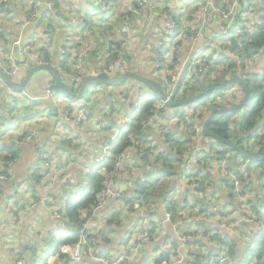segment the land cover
<instances>
[{"label":"trees","instance_id":"trees-1","mask_svg":"<svg viewBox=\"0 0 264 264\" xmlns=\"http://www.w3.org/2000/svg\"><path fill=\"white\" fill-rule=\"evenodd\" d=\"M38 1L42 3V6L39 7L38 10H34V8H32L31 5L29 10L27 11L24 10V12L21 13V11L23 10L20 9L19 12L17 11L19 10V7L17 6L15 8L14 6L15 0H0V51L5 50L7 52V50L10 49L12 43L8 44V41L12 36V34H14L12 33V31L9 30L8 27H6L4 20L7 18H9L12 22L17 20L16 25L18 24V26L22 28L23 31L22 37H24V39H22L23 42L22 46L19 49L15 50V53L19 55V57L17 58V60H19L17 62V65L20 66V68H22L21 66L22 64H24L23 66L27 64L23 62V60L26 59L23 58L22 56L23 53L25 52L32 51L33 53H41V54L44 53V62L49 63L48 59L49 56L51 55L49 52L51 50H55L54 48H51L53 46L52 39L55 35L59 37L57 40H62V45H60V49L58 50V54H57V56H59L60 51L66 49V46H64V39L67 40L68 37H70L69 35L71 32L77 34L78 36H74V37L77 38L78 41L80 40L79 41L80 45H76V46L81 48L82 52H86L89 56L92 57V58H87L85 56L83 59L84 62H80L81 65H83L82 67L83 70L90 71V68L86 65V63L90 61L93 63L95 68L102 65L100 61H103L104 58H107L108 60L113 59V61L114 60L119 61L122 55L125 58L124 49L119 48L118 44H114L115 39L117 38L115 31L117 30L118 26H120L119 23H117V21H119L120 19L119 17L122 16L121 14H118L119 11L117 9L118 7L117 0H70V1L58 0L59 2H57L56 0H38ZM147 1L151 3V6L153 7L152 10H149L147 5H145L144 7L141 5L142 8H140L138 5L140 1L137 0L134 3L135 5L134 13L138 15V17L140 18L152 19L154 24L152 30L159 27L160 30L158 29V31H160L161 34L163 35H166L164 33H167L168 35L170 34L174 35L178 33V31L169 32L167 31L166 27L163 26L162 18L166 15H169L177 23L178 28L183 22L190 24L193 23V21H197L195 26H193L194 27L193 34L196 35V31H200L201 32L200 34L203 35L201 39L202 40L204 39V41H206L207 43L203 44L204 41L203 43H201L200 41L199 43L196 44L197 45L196 49L205 50L211 43H214L218 40L216 39L217 36H220V38L224 40L221 41L220 45L215 44L209 47L208 49H206L217 53L219 52L216 60L209 58L201 64L198 63L200 60H202V58H200L199 61H196L193 64H191V62L193 61V56L195 55L193 53L192 56L190 57L189 63L186 65L184 69L185 71H189L191 74L192 73L195 74V76H191V77L197 83V86L194 87L195 90L198 92V94L204 92L208 87H210L213 84L223 82L224 80H226L227 76L229 79L236 74L240 76V78L245 83L248 91L250 92V99L248 103L241 110L233 113H228L225 115H215L212 121L210 122V124L208 125V131L220 139H224L233 143L232 137H234L235 134L237 136V134H241L244 131H250V130L252 131L253 129L257 128L261 123L263 124L262 125L263 127L264 126V0H239L236 5L237 9L235 13H232V15L230 16L231 19L230 23H226V20L222 16V13L228 14L230 3L233 0H230L231 2L228 4H225L223 2L224 0H215V3L218 5L217 7L219 9L216 10V8L212 6L210 11L206 14V18L209 16L208 20L199 19L201 13H196V10L197 11L201 10L202 5L201 6L197 5L196 9L193 10L192 14L195 15L193 18L186 19L183 16H181V18L176 17L173 13L170 12V10L167 7L163 9L162 12H160L158 8L155 5H153L154 2L157 3V1L160 2V0L157 1L147 0ZM51 3H53L55 6L54 7L48 6ZM106 7L107 10L103 12V10H105ZM177 10L180 11L181 9L178 8ZM211 12H213L214 17L210 15ZM32 13H37L38 14L37 18L31 19L30 17ZM95 13H98L97 16L98 18L92 17V19L90 20V15L94 16ZM254 14L256 16H254ZM120 20L122 21V19ZM208 21L210 23H208ZM110 23L112 25L109 26L114 29L113 30L114 32L110 33L109 28L107 27L105 30L104 28L101 29L103 30V33L98 34L99 37L102 38L106 36L108 42L107 41L104 42L99 38H95L98 39L97 45L95 46L96 50H91L88 47V45L90 46V44L92 43L94 44V41L92 42L90 41L94 33H97L96 32L97 25L101 24L104 26H108V24ZM116 23H117V27H116ZM65 25H67L68 27H66ZM246 25H249V27L246 28ZM55 26H58L60 32L57 31V33H55L56 32ZM220 26L222 27V30L220 29ZM40 29H42L43 31H41ZM190 29H191L190 27L185 29V34H186L184 37L185 42H187V38L190 34ZM35 35L38 37H46L49 38L50 40L49 42H45V43H42L40 40H38L36 44H33L31 38L33 36L36 37ZM224 36L226 37V39L224 38ZM29 39L30 41H28ZM43 45H46V49L43 48ZM113 46H115L116 49H118L117 53H115L112 50ZM161 46L162 43L160 42V46L157 50H153V49H147V50L155 52V54L158 55ZM146 48L144 49V51L146 50ZM193 52H195V49ZM158 58L160 60L159 55ZM205 58H207V56ZM98 59H100V61ZM254 61H256L257 73L245 74L246 73L245 67L242 66V69H239L238 67L239 64H245V63L247 64L248 62H254ZM158 63L161 62L158 61ZM259 63H261V65H259ZM221 64L228 66L226 72L221 73L220 78L210 80L212 70L213 72L216 71ZM56 65L57 68H65V62ZM33 66L34 65L32 63L27 64V70ZM123 68H127L126 60L123 63L122 67H120V71ZM127 69L128 70H126V72H135L142 74V70L140 69L139 70L138 69L132 70V68H127ZM93 71L99 73L106 72V70L101 67L96 68ZM199 75H203V76H199ZM48 82H50L53 85L51 77ZM234 86H231L230 88H233ZM225 90L211 92L208 96L195 103L196 106H202L205 103H210V106L213 107L211 110L217 109L216 107L213 106V104L218 99L221 100L222 98L221 96L224 95V93L222 92ZM140 93L141 95L139 96L136 95L137 98H133V101L129 105V107L126 106L131 111V116H130L131 119L124 127L121 128V134L119 135V137L117 138V140L113 145V148L111 149L112 150L111 155L108 156V158H105L101 163L92 162L90 165H87L83 170L78 169L76 171L78 173L74 174L75 177L71 181L73 182V191H68L67 194L63 195L64 198L66 197L64 201V211L58 209L59 213L61 214V218L56 219L58 222L65 223V221H67V228H62L61 230L54 231L57 233V240L52 248H51L52 246L51 235H49V238L42 239L40 242H33L30 251L33 252L32 256H29L26 260L28 261V263H25V260L22 259V249L20 247L19 248L14 247L13 237L10 238L9 240L8 239L9 234L5 236V232H4L5 222H6L5 211H6V204H9V202H7L8 196L3 198L5 199L6 203L4 204V206L0 205V247L4 249H8V245L10 244V253L12 254L11 256L10 255L9 256L12 263L14 261L13 264H17L18 259L21 261V264H33V262L36 260L37 246L45 247L47 248V250L48 248H51L49 254L51 256H55L57 258V261H60L62 264L76 263L70 260L69 256L64 255L62 253L61 251L62 247H66V246L75 247L82 245L81 247L84 249V251L85 250L87 251V254L83 255L85 258L87 259L91 258L88 254L90 251L92 255H96L97 252L95 250L99 246V241H98L99 235L106 237L110 233L108 231L101 232L100 228H98L95 231L94 228L95 218H93V215L99 210V208H102L104 201L109 197H112V196H104V191L108 187L110 188L111 192H118L121 197L127 198L128 201L127 202L123 201V202L125 206H128L130 208L131 205L134 203L137 204L138 207L143 208L145 206L153 207L154 204L157 202L156 199L159 194V191L157 192V189L159 188V190L161 191L163 183L169 180L173 176L174 169L173 167H171V165L172 163L175 162L179 163L178 159H180V157L183 156V154L179 150H175V152H177L181 156L173 157L167 155L166 153L164 154V152L161 151L156 152V149L161 145L155 147V151H153L154 148L153 149H151L150 147L144 148L145 145L150 140L149 131L152 130V127L150 126L149 123L151 122L155 124L157 119H163V115L165 111H161L160 109L155 107V105L158 102H162L158 99V97L155 94L151 93L149 90H147V92L140 91ZM252 95L254 96L253 99H251ZM193 96H194L193 94L187 96L186 93L183 92V95L182 97H180V99L184 100L187 98H191ZM171 98H173V101H175L176 98L178 97L176 96L174 98L173 95L171 96ZM237 98H238V94L234 93L232 96L229 97L228 101L232 103V101L236 100ZM180 99H177L176 101H180ZM44 103L46 104L47 102ZM3 104L4 101L1 102L0 107ZM135 104L137 106H135ZM17 107H18V103L16 102L14 104L13 111H11L10 114L9 112L7 113V116L5 114H0V128L3 125L6 126V128L4 129V133H7V130L10 128L11 125L10 121L16 119V114L14 111L17 109ZM164 107L167 108L166 106ZM111 109L114 111L115 107L114 108L111 107ZM174 115L176 114L172 112L171 117L169 119H172ZM232 117H235L234 119L235 126H233V128L229 127V123ZM199 119H202V117L199 116ZM163 128L164 127H160L159 129L165 132ZM1 133L2 131H0V135ZM0 137L2 138V136ZM263 137L264 136L260 134L257 137V141L259 142ZM23 138L24 136L22 135H19L17 137L18 140H21ZM167 141L168 143L178 142V141L184 143L185 140L175 139L173 138L172 135H167ZM16 143L18 142H14L13 140L9 143L6 142L3 143L1 142L0 139V160H1L0 163H2L1 165L3 166V168H6L9 162H12L13 160L17 159L19 150L17 149V145L13 146ZM242 143L243 142L240 140V142L236 144L245 148L244 146L241 145ZM214 144L216 145V147L218 146L219 148L223 149L222 153H217L214 149L215 151L214 157L217 158L218 163H220L221 160L225 157L228 159L229 154L231 153L233 154L234 158L233 159L229 158V159L234 164L231 165L230 167L231 170L228 168L230 171H232L233 175L240 176L241 171L237 168L235 164L239 160L247 164L246 166L247 171H249V169L251 168L260 169L261 171H264V162L248 163L241 156V154L229 149L228 147L220 143L214 142ZM256 145L257 144H255V146ZM131 147L133 151L135 149L134 154L138 162L135 163L134 169H137L140 174L138 177L136 176L133 177L134 175L131 173L130 174L131 176L127 177L126 180L123 179L118 180L116 177L117 173L114 172L116 159L119 156L125 155L127 150H129ZM171 152H173V148H171ZM257 152H259L260 155L264 156V144L258 145ZM2 154L4 156H2ZM188 156H190V153ZM212 161L214 162V160ZM152 165L154 167L151 169L150 166ZM193 168H194L193 165H191L190 171ZM203 169L205 172L208 170V167L204 166ZM39 170L42 171V172H38L40 173L39 177L35 175L34 171L31 176L32 179H34L33 185H31L32 186L30 192L31 200H33L36 196L39 197L43 196L45 193V189L49 187L51 182H53V178L47 174L48 171L46 169V165L45 168H38V170L35 171H39ZM193 172L195 173L191 174L189 171H187L186 174L187 178L192 180L186 181L188 186H186L187 188L186 189L184 188L183 191H179L178 187L177 188L165 187L166 192L163 194L164 199L162 200L161 198H159V202H161L160 203L161 205L160 204L157 205L155 209L156 212L153 214V216L158 217V213H157L158 208H160L161 206L164 207L161 219H158V221L156 222L159 230L161 229V233L163 230L162 227L160 226V222L164 219L165 213L171 214V218L169 222H167L163 226L165 227L163 229L165 230L168 225H172V227L174 228V232L175 231L179 232L181 237L182 236L189 237L188 239H185V241L183 242L184 248H182V253L185 252L186 256L183 259L177 255V249L178 247H180L178 242L182 244L181 240L179 241L176 240V242H170L166 240L164 242L168 243V246H170L171 249H165L164 251H162L161 255L158 254V256L153 259L152 263L161 264L162 261H167L170 264L173 263L264 264V217L262 218L263 220H260L259 215L256 213L254 209L251 211L252 215L258 218V223L262 227V231L258 235L255 236L252 235L253 226L249 224L250 229L248 231H251L249 234V237L251 238L250 239L251 243L249 244L247 242L244 243V245L246 244L247 246V248L244 251V253L246 254L244 255V257L245 259H247L245 262L243 260V257L237 258L238 249L235 252V247L238 248L237 246L238 243H236L235 241V236L225 235L224 233H222L223 230L219 229L215 225H212L210 222H207L206 224H201V220H196L195 222L200 221V223L197 224H201V225L197 226L194 229L191 228L193 226V223L191 224L184 223L183 227L178 226L177 229L174 227L175 223L181 221L182 219L184 220L185 216L189 217V215L192 214V212L190 213L187 212V209H190L191 211L193 208L188 204V201L190 200L193 201L195 207L198 204L199 206L201 205L200 203L201 200H198L194 197L195 195H198L199 192H202L201 189H205L206 174L204 178H200V175L202 174L201 172L199 171L197 172L193 171ZM46 175L47 177H45ZM178 175L179 173L177 174L175 172L174 174L175 180L181 181V176L177 177ZM117 181H120V185L116 184ZM126 181L133 182L134 186L132 191H128L127 186L124 187L123 185H121V184H126ZM179 181H177L178 186H179ZM2 188L3 185H0V195L4 196V193H2L1 191ZM176 190L178 193L182 195L181 201H177L175 197H172V195H170L172 193H175ZM46 192H47L46 195L52 196L54 200L60 199L59 200L60 203L58 202L57 207L55 203L54 205H52L54 209H57L61 205H63L62 197H59V199H57L55 193H53L49 189ZM230 193L232 196L229 198V200L233 199L234 202L235 200L234 193L232 192V190L230 191ZM113 199L122 202V199H116L114 197ZM94 207L95 208L99 207V208L95 210L94 214L92 215ZM203 209L207 210L205 209V207ZM22 212L25 211L23 210ZM135 212H137V214L140 213L139 210H135ZM207 215L210 216V214ZM88 217H91V221L87 229L84 230L85 232L81 234V231L83 230V224L85 223ZM138 217H139V221L143 220L142 215H139ZM248 217L250 218V212ZM112 222H113L112 220L107 221L106 226L110 225ZM238 226H240V224ZM151 227H152V233L155 234L156 232L154 231L156 227L154 221L152 222ZM207 227H210V230ZM198 232H202L203 233L202 236L204 238L202 236H199ZM151 234H150V241L142 245V249L139 250V255L143 250V248L146 247V245L152 243L156 239L155 238L156 236H153L154 234L152 235ZM223 236L224 238L220 239V237ZM92 239L95 240V243L93 245H91ZM197 240H206V245L203 244L202 242H198ZM207 241H210V243L218 242L220 249L216 251L210 250L208 248L210 246L207 244ZM194 245L196 246L195 248L196 251L191 250L192 246ZM132 246H134V242L132 243ZM132 246L130 249H132ZM212 248L217 249L214 247ZM123 254L120 252V254L116 257L115 260H117ZM98 256H102V255L99 254ZM97 260L99 261V259ZM217 260L219 261V263H216ZM98 261L93 263L94 264L111 263V260L110 262H103V261L98 262ZM1 262L2 259L0 258V263ZM134 262H132L131 264H133Z\"/></svg>","mask_w":264,"mask_h":264},{"label":"rangeland","instance_id":"rangeland-1","mask_svg":"<svg viewBox=\"0 0 264 264\" xmlns=\"http://www.w3.org/2000/svg\"><path fill=\"white\" fill-rule=\"evenodd\" d=\"M56 1L59 2L58 0ZM136 1L137 0H117V4H118L117 9L119 11L118 14L122 15L121 17H119L120 19H122V21L118 18L119 21H117V23H119L120 26H118L117 30L115 31L117 38L115 39L114 44H118L119 48H123L125 52V58L122 55L119 61H116V60L113 61V59L109 61L107 58H104L103 61H100V59H98L102 65L95 67V68L91 61L87 63L85 62L86 65L90 68V71L86 72L85 75L82 76L83 65H81L80 62H84L83 59L85 56L87 58H92V57L89 56L86 52H82V49L76 46V45H80L79 44L80 40L78 41V39L74 37L78 35L73 32H71L69 35L70 37H68L71 40L70 46L67 45L66 49H64L63 51H60V55L56 57L54 63L44 62V53L43 54L33 53L31 51V52L23 53L22 56L23 58L32 59L31 63L34 66L38 64H48V65H53L56 67L57 66L56 64L65 62V68H59L58 72L61 75L62 80L63 81L65 80L66 82H68V86L73 93H77L80 89L79 87L81 83L87 78V76L90 74H95L96 72H94L93 70H95L96 68H100V67L104 68L106 70L105 74H110L109 76H114V75L122 76L126 72V70H128L127 68H132V70L140 69L142 70V74L145 77L161 84L165 92L166 100L162 102H158L155 105V107H159L162 111H165V112L163 115V119H157L156 123L153 125V132H154V135H156L155 140L153 139L150 140L151 143L148 142L144 148H149L151 145V147L154 148L153 151H155V147H158L159 145H161L156 149V152L161 151V152H164V154L166 153L169 156L179 157L181 155L175 152V150H179L183 154V156H181L180 159H178L179 163L178 162L172 163L171 167H173L174 169L173 176L169 180L163 183L162 190L159 191V194L156 200L157 202H159V198H161L162 200L164 199L163 194L166 192L165 187H170L171 184L174 181H176L175 176H174L175 172L177 174L179 173L177 177L181 176V181L177 180L179 181L180 188L183 187L184 185L186 186V181L192 180V179L187 178V175H186L187 171H189L191 174L195 173L193 171L201 172L202 174L200 175V178H204L206 174L205 189H201L202 192H199L198 195H195L194 198L201 200L200 203L205 204V206H207L209 209V213L212 214L213 216L220 215V213L224 211L225 216H226L225 221L223 223H220V220L213 219L211 221V224L217 226L221 230H225V227L228 226V227H231V230L233 233L234 231L237 232V235L235 236V241L236 243H238L237 245L238 248L235 247V252L238 249L239 251L237 253L238 254L237 258L243 257V260L245 262L247 259H245L244 257V255H246L244 251L247 248V246L246 244L244 245V243L246 242L248 244L251 243L250 242L251 238L249 237V234L251 231H247L250 229V226L246 225V229H245L246 231H242L240 226L238 225L240 224L241 220L242 222H245L246 220L240 219V217H237L236 213H234L232 209L226 208L224 205L217 204V201H219V199L224 200V199L230 198L229 190L234 188L233 187L234 182L232 180L233 175H232V171H230L231 165L234 164L233 162H231L230 159H233L234 156L231 153L229 154L230 159L229 158L227 159L225 157L221 160L220 163H218L217 158L214 157L215 151L217 153H222L223 149L220 148L222 152H219L220 150L217 151L219 147L218 146L216 147L214 143H212L211 145H207L208 147H206V145L201 144V139L203 138V136L201 135V127L203 126L204 121L206 120L210 112L212 111L211 109L213 107L210 106V103H205L202 106H196V104H193V105L185 106L182 108H165L164 107L167 100L173 101V98H169L170 96L174 95V98L177 96L178 97L176 98L177 100V99H180V97H182L183 92H185L187 96H189L190 94H193L194 96L198 95V92L195 90V87H194V86H197V83L191 77V76H195V74L193 73L191 74L189 71H185L184 69L186 65L189 63L190 57L192 56L193 53L195 55L193 56V61L191 62V64H193L196 61H199L200 58H202V60H200L198 63H201V64L209 58L216 60L219 52L217 53V52L209 51L206 49H208L209 47L215 44L220 45L221 41H224V40L220 38V36H217L216 39L218 40L214 43H211L205 50H203V49H196V46L192 45L193 40L192 39L189 40L190 39L189 37L187 38V42H185L184 38H182L179 31L178 33L174 35L172 34L168 35L167 33H164L166 35H163L156 28L151 31L150 28L153 27L151 20L149 18H140L138 17V15L134 13V7H135L134 3ZM139 1L140 2L138 3V5L140 8H142V6L144 7L145 5H147L149 10H152L151 3L149 1L147 0H139ZM175 1L176 0H170V3L168 4V3H165L166 1L164 0V3H160L161 5L158 8L159 11L162 12L163 9L167 7L171 13H173L174 15H177L179 14V11L177 10V8L179 7L181 9L180 12L181 14H183L184 18L190 19L195 16L194 14H191V11H192L191 7L193 5V3H191V0H177V4L175 3ZM197 2L201 3V0H197ZM204 2H206V0L202 1V3ZM208 2L212 5V0H209ZM223 2L225 4H228L231 1L224 0ZM16 4L19 5L18 7L21 10H23L21 11V13L24 12V10L26 11L29 10L31 5H32V8H34V10H38V8L42 6V3L38 0H21V2H16ZM48 6L54 7L55 5L51 4ZM230 9H231V6L229 8V11ZM208 10H209L208 8L206 9L201 8V15L199 16V19L207 20V18H205V13L208 12ZM104 11L105 10H103V12ZM37 15H38L37 13H32L30 18L35 19L37 18ZM97 16H98V13H95L94 16L90 15V20L92 19V17L98 18ZM4 22L6 24V27H8L9 30L12 31V33H14L10 37L8 44H11L14 38L16 39L19 36H23L22 28L18 26V24L16 25L17 20L12 22L9 18H7L4 20ZM117 23H116V27H117ZM196 23L197 21H193V23H190V25H188V28L189 27L192 28L193 26H195ZM109 25H112V24L110 23L108 24V26H104L101 24L97 25L96 27L97 33H94L90 41V42L94 41V44L92 43L90 44V46L88 45V47L91 50H96L95 46L97 45L98 39H95V38H99L100 40H103L104 42L105 41L108 42L106 36L102 38V37H99L98 34L103 33V30L101 29L104 28L105 30L107 27L109 28L110 33L114 32L113 31L114 29L110 27ZM65 26L68 27L67 25ZM248 27L249 25H246V28ZM40 30L43 31L42 29ZM55 30H56L55 33L59 31L58 26H55ZM190 30H193V29H190ZM139 33L149 36L148 39L144 42V44L142 43V45H139L141 44L139 43V36H138ZM200 33H201L200 31H196V35H199ZM200 36L202 37L203 35L200 34ZM35 38L40 40L42 43L49 42L50 40L49 38H46V37L36 36ZM58 38L59 37L57 36L53 37L52 43L54 45ZM224 38L226 39L225 36ZM28 41H30V39ZM160 42L162 43V46L158 52V55L160 56L159 61L161 63H159L158 65V63L155 62L158 56H155L156 55L155 52H152L147 49L157 50L160 46ZM142 46H145V47H142ZM43 48L46 49V45H43ZM51 48H53V46ZM145 48L146 50L144 51ZM194 49H195V52H193ZM15 50H16L15 48L12 49L10 47V49L7 50V52L5 50L0 51V65H2V68L6 69L5 73L8 76H9V71L12 67H17L18 70H20L19 66L17 65V62L19 60L15 59L14 57ZM112 50L115 53L118 52V49H116L115 46L112 47ZM49 53L53 56V60H54L55 55L53 51L51 50ZM50 56L48 59L49 61H50ZM206 56L207 58H205ZM60 57H62V59H60ZM125 60H126L127 68H123L120 71V67H122ZM9 61H10L11 66L7 70L9 66ZM259 65H261V63H259ZM242 66L245 67V71H246L245 74L257 73L256 61L248 62L247 64L246 63L239 64L238 66L239 69H242ZM22 68L25 69V71H23V74H26L27 71L29 70V69L27 70L26 65L23 66ZM227 68H228L227 65L221 64L217 70L215 69L216 71L213 72L212 70L210 80L220 78L221 73L226 72ZM44 74H45L44 76L47 75L46 73ZM199 76H203V75H199ZM227 79H228V76L226 77V80ZM138 88L143 92H147V89L142 84L132 79H127L126 81H123L120 83H113V84L105 85V86L91 85L88 88H86L85 92L83 93L82 97L79 100L73 101L66 97L57 95L55 92H53V90L50 93V97H48L47 99L40 98V97H36V98L34 97L35 98L34 99L32 97H28L25 93V90H22V91L8 90L4 86V84L0 81V104L7 97L8 91L10 94L9 98L14 100V102L10 100L8 104L10 105V103L12 104H15L16 102L18 103V107L14 111L15 114L20 108H23L24 110L26 109L27 105H24V104H31L30 111H28L26 113L27 116L23 117L22 119L23 122L29 123V124H40V123L43 124L50 119V121H53L54 124L52 125V123L49 122L47 128L49 129L50 134L51 135L56 134L60 141L72 140V138H70L72 133L78 134L77 131L73 127H71V124L75 125V122H72V117L74 119L77 118L81 122L79 123V127H78L81 132L80 135L90 140L89 146L84 140H80L78 144H77L76 139L72 140L73 143L70 141L73 144L72 151L74 149L79 150V153L75 157H73L72 160H68L69 164L74 165L73 163H75L77 165V167L75 166L76 168L71 171L72 173L77 174L78 172L76 171L78 169L83 170L87 165H90L92 162L96 163L95 159L98 158L96 157L98 154L95 155V157H93L91 161L88 160V154L91 149L93 153V149L99 148L101 145L106 146L107 143L109 142L110 145L107 148L105 147L104 149L106 150L107 153H109V155H111V152H112L111 149L113 148L115 141L121 134V128L115 129V126H112V128L115 129L113 131V134L115 135L114 139L111 137V134H110L109 140H107L103 144H99L97 141L102 136H105L107 134L105 132L100 131L98 128L94 129L95 124L93 126L88 125L87 122H93L94 118L90 117L89 113L84 111L85 110L84 106L85 105L89 106L92 103V104H96L95 108H97L98 105H100L102 102L103 103L105 102L108 106L112 108L115 107V110H114L115 115H113V117L115 116L116 119H121L123 121L122 122L123 124H127L129 120L131 119L130 117L131 111L129 110L128 107L133 101V96L137 94L140 95V92L137 90ZM43 90H44V87H43ZM228 90L226 89L225 91L222 92L224 93V95L221 96L222 97L221 100L218 99L217 101H215V103L213 104L214 107H216L217 109L231 108L240 103V101L238 100H241L243 97V94L240 91V88L238 86H234L233 88H228ZM234 93L238 94V98L237 100H234L232 101V103H230L228 99ZM253 98L254 96L252 95L251 99ZM43 101L47 103L45 104ZM34 109H36V111ZM73 111L75 112L72 115L71 112L73 113ZM172 112H174L176 115H174L172 119H169L171 117ZM67 115L68 117H70V120L68 121V123L64 121V118ZM86 115L89 117H87ZM199 116H201L202 119H199ZM234 119L235 117H232L230 120L229 127L231 128L235 126ZM111 122H114V120H111ZM10 124L11 125H10V128L7 130V133H3L0 135L2 136V138L0 137V139H2L1 142H4V141L6 142L7 140V143H9L10 140H8V136L16 137L19 131L22 129L19 126V122L17 121V119L11 120ZM119 124H120L119 122L116 123V125H119ZM39 126L42 128L44 125H39ZM160 127H164L163 129L165 130V132L161 131L159 129ZM91 129H94V130L91 132L88 131ZM19 135H22V134H19ZM28 135L30 136L31 139L27 144H30L32 142L31 140H33L32 139L33 133L31 131L27 132L25 138ZM167 135H172L173 138L175 139H184L185 141L184 143H181L179 141L168 143ZM235 136L236 134L234 135V137H232L234 144L240 142V140L241 141L244 140V142L241 145L244 146L245 149H249L250 151L257 149L254 143L251 144L249 141H246L248 140L246 135L242 136L241 134H237V136L236 137ZM111 139L113 140L111 141ZM154 141L156 143H154ZM66 145H64L62 149L60 148L61 151L59 155L64 154V156L67 157L66 153H68V151L71 152V150L69 149L70 146H66ZM49 148L52 149V146H49ZM171 148H173V152H171ZM130 152H132V147L129 150H127V153L125 155H123L124 157L122 158L121 166L125 167L129 164L127 156L129 155ZM189 153H190V156H188ZM2 156L4 155L2 154ZM44 156L45 154H43L41 158L43 160V165L39 168H45L46 163L49 164L50 166L48 168L46 167V169L48 171L47 173L50 174L52 170L55 169L54 164L55 162H58V156L50 155L49 160H44ZM18 158L19 157H17V159L13 160L12 162H9L6 168H3V166L1 165L2 163H0V173H1L0 174V185H3V188L1 189V191L4 193V197L8 196L7 202H9V206H11L13 210H15V204H17V202H22L25 198L26 200H28L31 197V193H30L31 187H32L31 185H33V182H34L33 181L34 179H32V177L28 178L29 187H27V185H25L23 182L26 179L22 180L17 174L14 173V171H12V168L14 165L19 168L25 165V164H22V165L19 164L18 160H20V158L19 159ZM67 159L68 158H65L62 161L63 165L67 163ZM212 160H214V162ZM84 161H88V162L86 163ZM235 164L237 168H239V170L242 172L240 173V176L239 175L237 176L238 180L242 182L241 189L245 187L246 185H250L251 182L257 181L259 178H261L260 185H262L261 189H263L264 171H261L260 169H255V170L249 169V173L253 174L252 176L253 181H249L248 175H247L248 171L247 170L245 171V168H244L245 166H247V164L244 163L243 161L241 162L240 160ZM191 165H193L194 168L190 171ZM204 166L208 167V170L205 172L203 169ZM36 168L38 169V167ZM117 169L116 170L114 169V171L116 172ZM55 170H56L55 172H52L50 174L52 177L56 176L57 168ZM33 171L35 172L36 176L38 177L40 176V173H38V171H35V170ZM128 172L131 173L130 168L128 169ZM132 174H134V172ZM126 176L129 177L130 174H127ZM116 177L118 180H121L123 177V174L120 173ZM176 183L178 185V182ZM116 184L120 185V181H117ZM18 187H19V190L16 191ZM47 188L45 189V191L48 190ZM170 195H172V197H175L177 201H181L182 195L178 193L177 191ZM4 197L0 195V205L1 206H4V204L6 203V202L4 203V200H5L3 199ZM235 198H237V196H235ZM123 201L127 202L124 199L122 200V202ZM117 202L120 204L119 201ZM188 204L191 207H195V204L191 200L188 201ZM251 204L253 205V208L256 211V213L259 215L260 220H263L262 218L264 217V203L257 204V203L251 202ZM150 208H151L150 206H145L143 208L139 207L141 211L139 215H142L143 217H145V212L152 210ZM204 211L205 210L202 208L199 210V212H204ZM124 212H130L129 208L126 207L123 212L121 211V213L116 214V216L120 219H123ZM187 212L193 213L195 212V210L193 208L191 211L190 209H187ZM204 213L206 214L204 217H200V218L198 217L196 219H193V216L191 214L189 215L190 219H188V221L192 219L193 220L200 219L201 224H206L209 221L208 219L210 216L207 215L206 212ZM200 214L201 213H199V215ZM247 220H249V218H247ZM147 223H148L147 220L138 221V223L134 227V232L137 233L138 231H140L143 228V226ZM207 228L210 230V227H207ZM158 233L160 234L161 230H159ZM201 234L203 233L201 232ZM50 235L52 239L51 240L52 241L51 248H52L54 244L56 243L57 233L51 232ZM154 236L156 235L154 234ZM179 238L181 240V235L179 236ZM223 238L224 236L220 237V239H223ZM197 241L202 242L203 244L206 245V240H197ZM207 244L210 246L208 247L210 250L216 251L220 249L218 242L210 243V241H207ZM211 246L217 249H213ZM51 248H48L47 250V248L45 247L37 246L36 247V254H37L36 260L33 262V264H56L57 258L49 254ZM182 248H184L183 242L182 244H180V247H178L177 249V255L184 259L186 256V253L185 252L182 253ZM195 248L196 246L194 245L192 246L191 250L196 251ZM32 253L33 252L28 251L26 254H22V259L25 260V263H28V261L26 260L29 256H32ZM216 263H219V261L217 260Z\"/></svg>","mask_w":264,"mask_h":264},{"label":"crops","instance_id":"crops-1","mask_svg":"<svg viewBox=\"0 0 264 264\" xmlns=\"http://www.w3.org/2000/svg\"><path fill=\"white\" fill-rule=\"evenodd\" d=\"M19 1L21 2V0H15V5L12 3L15 6V8L17 6H19L16 4V2H19ZM68 1H70V0H68ZM165 1L168 4L170 3V0H165ZM202 1L203 0H201V3H198L197 0H191V3H193V5L191 7V9H192L191 14L193 13V10L196 9L197 5L201 6L203 4ZM160 3H164V0L163 1L160 0V2L157 1V3L154 2L153 5H155L157 8H159L161 5ZM175 3L177 4V0L175 1ZM212 6H214L216 8V10L219 9L217 7L218 5L215 3V0H212ZM17 11L20 12V8ZM209 11L210 10H208V12ZM196 13H198L197 10H196ZM205 14H207V13H205ZM210 15L212 17H214L213 12H211ZM175 16L180 17L179 15H175ZM254 16H256V15L254 14ZM163 18H162L163 26L165 27ZM208 19H209V16L207 17V20ZM150 20L152 22V25H154L152 19H150ZM208 23H210V22L208 21ZM152 28H150L151 31H152ZM156 29L158 30L159 27H157ZM220 29H222L221 26H220ZM22 39H24V37H22ZM14 40H15V38H14ZM31 40H32L33 44H36L38 41V39L35 38L34 36L31 38ZM13 41H12V44H13ZM200 41H201V43H203L204 39L201 40L200 34L196 35V39L192 42V45L197 46L196 44L199 43ZM70 42H71V40L69 38L67 40L64 39V46H67V45L70 46ZM205 43H207V42L204 41L203 44H205ZM12 44H11V47H12ZM60 45H62V40H57L55 42V45L53 44V48L55 50H52V51H53L55 56H54V60H53V56L52 55L50 56L51 63L52 62L54 63L56 56L58 54V50L60 49ZM14 57H15V59H17L19 57V55L14 54ZM60 59H62V57H60ZM31 61H32V59H29V58H26L25 60H23V62L27 63V64H30ZM27 64H25V65L27 66ZM23 65L24 64H22L21 66L23 67ZM10 66L11 65H10V61H9V66H8L7 70L9 69ZM19 68H20V66H19ZM4 70H6V69H4ZM23 71H25V69L20 68L18 73L13 77V82L15 84H20L21 81L23 80V78L25 76V74H23ZM44 73L45 72H39L34 77H32L30 83L28 84L27 88L25 89V93L28 97L44 98V96L46 94H45V91L43 90V87L48 83L49 78H50L48 75L44 76L45 75ZM65 83L68 85V82L65 81ZM39 90H40V92H39ZM137 90L139 92L141 91L139 88ZM141 92H143V91H141ZM140 95H141V93H140ZM9 96H10V94L8 91L7 97L4 99V104L0 107V114H5L6 116H7V113L9 112V114H10V112L13 111V108H14V105H13V107H10L8 104L10 100L14 102V100L9 98ZM137 96H139V94H137ZM137 96L134 95L133 98H137ZM26 105H27L26 109H25L26 111L23 108H20L16 112V119L19 122V126L22 129L19 131V133L16 137L8 136V140H10V142L12 140L14 142H18V143L13 145V146L17 145V149L19 150L17 156L20 158V160H18V163L21 165L22 164H25V165L21 168L16 167L14 165L12 168V171H14V173L17 174L22 180L26 179L23 182L25 185H27V187H29L28 178H30L32 176L33 170H38L36 167L39 168L43 165V160L41 159L42 155L45 154V156H47V160L50 159L49 158L50 155H52V156L57 155L58 156V162H55V164H54L55 169L57 168V173H56V176L54 177L53 182L50 183V185L47 189H49L53 193H55V196L57 199H59V197H62L63 205H61L59 208H57V210L60 209V210L64 211V201H65L66 197L64 198L63 195L67 194L68 191H73V182H71V181L74 179L75 176H74V173H72L71 171L77 167V165L75 163H73L74 165L69 164L68 160H72V158L75 157L79 153V150H76V149H74L72 151V148H73L72 140L76 139L77 144L79 143L80 140H84L88 146L90 145V140L88 138L80 135L81 132H80L78 127H79V123H81V122L77 118L74 119L72 117V122H76V123H75V125H71V127H73L77 131L78 134L72 133V135L70 136V138H72V140H65V141H60L56 134H53V135L50 134L47 126H48L49 122L52 123V125L54 124L53 121H50V119L43 124H41V123L40 124L24 123L22 119H23V117L27 116L26 113L28 111H30V109H31L30 108L31 104H26ZM95 105L96 104H92V103L89 106L85 105L84 111L89 113L90 117L94 118L93 122H87L88 125L93 126L95 124L94 129L98 128L100 131L105 132L107 134L105 136H102L97 141L99 144H103L107 140H109L110 133H113V131L115 129H119V128L124 127L126 124H123L122 123L123 121L121 119H116L115 116L113 117V115H115V112L105 102L104 103L102 102L100 105L97 106V108H95ZM135 106H137V105L135 104ZM157 108L160 109L159 107H157ZM34 110L36 111V109H34ZM74 112L75 111H73V113L71 112V114L73 115ZM87 117H89V116H87ZM42 120H43V118H42ZM69 120H70V117H68V115H67L64 118V121H66V123H68ZM111 120H114V122L110 123ZM117 122H119L120 124L116 125ZM103 124H105V125H103ZM149 124L152 127V130L149 131L150 140H152V139L155 140L156 135H154V132H153V125L154 124L151 122ZM39 125H44V126L41 128ZM262 125L263 124L261 123L257 128H255V131H252L254 133V137L251 136V138H250L249 136H247L248 140H246L249 142L254 141L255 142L254 145L257 144L256 145L257 149H258V145L264 144V137L259 142L257 141V137L260 134H262L264 136V126L262 127ZM103 126H105V127H103ZM112 126H115V129H113ZM116 126H119V127H116ZM5 128H6V126H4V125L0 128V131H2L1 134L4 133ZM29 131H31L33 133V138H32L33 140H31L32 142L30 144L20 143L25 138L26 133ZM110 131H112V132H110ZM19 134H22V136H24V138L21 140H18L17 137L19 136ZM247 134L250 135L249 132H247ZM242 136H245V134H242ZM111 137L114 139V136L111 135ZM113 139H111V141ZM150 140L148 142H150ZM242 142H244V140ZM6 143H7V140H6ZM154 143H156V142L154 141ZM64 145L70 146L69 149L71 150V152L68 151V153H66L67 157L64 156V154L59 155L60 151L64 147ZM109 145H110L109 142L107 143L106 146L101 145L99 148L93 149V153H92V149H91L89 151V154H88V160L91 161V159H93V157H95V155H97V154L98 155L96 157L105 156V158H108V156H110V155H109V153L106 152V150L104 148L105 147L107 148ZM49 146H52V149L49 148ZM150 147H151V145H150ZM151 149H153V147H151ZM257 149H255L253 151L257 152ZM134 152H135V149H134V151L132 149V153H130L127 156L129 164L125 167L120 165L116 171V173H117L116 175H118L120 173L123 174V177H122L123 180H126L127 174H131L134 172L133 177H135V176L138 177L140 174L137 169H134L135 163H138ZM123 157L124 156L121 157V162H122ZM65 158H68L67 163L65 165H63L62 161ZM85 160H87V159H85ZM84 162L87 163L88 161H84ZM150 163H151V161H150ZM131 165H133V166H131ZM153 167H154L153 165L150 166L151 169ZM129 168L131 169V173L128 172ZM146 168H148V167H146ZM244 168L246 171L247 170L246 166ZM55 169L52 170V172H55L56 171ZM251 169H253V168H251ZM38 172H42V171L39 170ZM247 175H248L249 181H253L252 180L253 174L249 173V171H248ZM260 181H261V179H258L255 182H251L250 185H246L245 187L242 188L243 194L245 196H247L246 206H243L242 202L240 200H238V198H235V197H234L235 202H233V199L229 200V198L224 199V200L219 199V201H217L218 205H224L226 208L232 209L234 211V213H236L237 217H240V219L246 220L245 222H242V220L240 222V227H241L242 231H246L245 230L246 225H249L248 220H247V218H249L248 217L249 212H250V210L252 211L254 209L251 202H254L257 204H259V203L263 204L264 203V187H263V189H261L262 185H260ZM176 182L174 181L170 187H172V188L178 187L179 191H183V189L187 188L186 186H188L186 183V186L183 184L184 186L180 188V185L178 186ZM65 183H66V185H65ZM121 185H123L124 187L127 186L128 191H132L133 186H134L132 181H126V184H121ZM18 190H19V187L16 189V191H18ZM74 190H75V188H74ZM231 190L235 195L236 189L235 188L230 189L229 193ZM158 191H160L159 188L157 189V192ZM44 194H47V192L45 191ZM231 196L232 195L230 193V197ZM28 200H26V198H25L22 202H17V204L15 205V210H13L12 207L9 206V204H6V211H5V216H6L5 217L6 222H5V228H4L5 236H7L9 234V238L7 237L9 240H10V238L13 237V239L15 241V243L13 241L14 247L15 248L20 247L22 249V254H26L28 252V250L31 251L33 242H40L42 239L49 238V235L51 234V232H54L56 230H61L62 228H67V221H65V223L64 222H58L52 216V212H51L52 209L49 207H36L33 210H29L28 207L25 206V204L28 202ZM59 200H54L56 207L58 205ZM117 201L118 200H114L113 196H112V197H109L108 199H106L104 201L102 208H99V210L95 214H94V211L97 210L98 208L95 209V207H94V209H93L92 215L94 214L93 218H95L94 219L95 231L98 228H100L101 232H107V231L110 232L106 237L99 235V237H98L99 246L95 250L97 252L96 255H92L91 251H90L88 254L91 258L90 259L85 258L83 256L84 249L81 247L82 245L79 247L78 246H75V247L66 246V247L61 248L62 253L64 255L69 256L70 260L76 262L75 264H94L93 262H97L98 261L97 259H99L98 262H102V261L103 262H110V260H111V263H113V262H115V259L120 254V252L122 254L126 253L128 251V249L130 248V246H132V243L134 242V235H135L134 227L136 226V224L139 221V217H138L139 214H137V212H135V210L132 209V207L135 203L132 204L131 208H130L128 206H125V204L123 202L120 201V204H119ZM4 203H5V200H4ZM54 203H53V205H54ZM160 203L161 202H156L154 204V206L150 208L152 210L145 212V217H142L143 221L148 220L147 225H149V226L152 224L153 221L155 222L156 233L159 232V228L157 227L156 222L158 221V219H161L164 207L161 206L160 208H158V210H157L158 217L153 216V214L156 212L155 209H156L157 205ZM120 205H121V207H120ZM124 207L125 208L128 207L130 209V212H124V218L120 219L116 216V214H120L121 211L123 212L125 209ZM204 207H205V209H207L204 212H206L207 214H210L208 207L205 206V204L201 203L200 206L198 204L196 207H193V209L195 210V212L192 213L193 219H196L198 217L199 218L204 217L206 215L204 212H199V210L201 208L203 209ZM11 210L14 212H12ZM23 210L25 212H22ZM197 210H198V212H197ZM139 211H140V209H139ZM25 213H27V214H25ZM149 213H150V215H149ZM199 213H201V214L199 215ZM220 215H221V217H220ZM220 215L213 216L212 214H210L208 222L211 223V221L213 219H218V220H220V223H223L226 219L224 211H222L220 213ZM88 218H91V217H88ZM188 219H190V218L188 216L187 217L185 216L184 220L182 219L181 221L175 223L174 227L176 229L178 226L183 227L184 223L185 224L193 223V226L191 227L192 229L199 226V224H197V223H200V221L195 222L196 220H193V219L188 221ZM109 220H112L113 222L110 225L106 226V222ZM198 220H200V219H198ZM163 228H165V227H162V230H163L162 233H160V234L155 233L156 239L153 241L154 243L153 242L149 243L148 245H146L145 248H143V250L141 251L138 258H136V262L134 264H153L152 261L155 257L158 256V254L161 255V252L164 251L165 249H171L170 246H168V243H165L164 241L167 240L170 242H176V240L177 241L180 240V238L178 236H176V233H178V232L177 231L174 232V228L172 227V225H168L165 230ZM222 233H224L225 235H231V236L237 235L236 231H234V233H227V232H225V230H223ZM10 234H11V237H10ZM152 234H154V233H152ZM198 235L202 236L201 232H198ZM178 244L180 246L179 242H178ZM242 247H243V245H242ZM8 249H4V248L0 247V258L2 259V262L0 264H13L11 259H10V256L12 254V253H10V244L8 245ZM140 249H142V246ZM238 251L239 250H237V253H238ZM99 254L102 256H98ZM8 258H9V261H8ZM15 258H16V256H15ZM56 264H62V263L60 261H56ZM104 264H108V263H104Z\"/></svg>","mask_w":264,"mask_h":264},{"label":"water","instance_id":"water-1","mask_svg":"<svg viewBox=\"0 0 264 264\" xmlns=\"http://www.w3.org/2000/svg\"><path fill=\"white\" fill-rule=\"evenodd\" d=\"M139 43L144 44V42L148 39L149 36L139 33ZM39 72H45L47 73L53 82V91L60 96L66 97L70 100L77 101L79 100L83 93L85 92L86 88H88L91 85H110L113 83H120L123 81H126L127 79H132L140 84H142L147 90H149L151 93L155 94L160 101H165L166 96L164 89L161 84H159L156 81H153L147 77H145L143 74L135 73V72H126L122 76L114 75L109 76V74H101V75H94L90 74L87 76V78L81 83L80 89L77 93H73L69 86L65 83V81L62 80L57 68L53 65L48 64H38L33 67H31L27 73L25 74L23 80L20 84H15L5 71L0 67V81L4 84V86L11 90V91H22L25 90L30 83L32 77H34ZM237 85L242 93L243 97L240 101V103L234 107L231 108H219L214 109L210 112L208 117L203 123V126L201 128V135L203 138L201 139V144L211 145L212 143H220L229 149L241 154V156L248 162V163H255V162H264V156L260 155L259 152L255 151H249L237 144H234L232 142H229L224 139H220L216 137L215 135L211 134L208 131V125L212 121L213 117L215 115H225L228 113H233L241 110L249 101L250 99V92L248 91L245 83L238 75H234L231 78L224 80L223 82L216 83L208 87L203 93L195 95L191 98L181 100V101H172L167 100L165 103V106L167 108H182L185 106H190L198 101L202 100L206 96H208L211 92L220 91L224 89H228L231 86ZM70 104V103H69ZM94 129L88 130L93 131ZM208 143V144H207Z\"/></svg>","mask_w":264,"mask_h":264},{"label":"built area","instance_id":"built-area-1","mask_svg":"<svg viewBox=\"0 0 264 264\" xmlns=\"http://www.w3.org/2000/svg\"><path fill=\"white\" fill-rule=\"evenodd\" d=\"M209 0H207L206 2H204L202 4V7L203 9H206L208 8L209 10L211 9L212 5L208 2ZM239 0H233L231 2V9L230 11L228 12V14L226 13H222V16L225 18L226 20V23H230L231 22V19H230V16L232 15V13H235L236 9H237V3H238ZM53 4V3H51ZM50 4V5H51ZM151 8L153 9V7L151 6ZM107 10V7L105 8V11ZM198 13H201V10L198 11ZM208 13V12H206ZM180 16H183V14H181V12L179 11V14H177ZM205 18H206V14H205ZM164 20V24H165V27L167 29V31L169 32H176V31H179L182 38L185 37V29L188 28V25H190L189 23H182L180 25V27L178 28V25L177 23L173 20V18L169 15H166L164 16L163 18ZM206 20V19H204ZM194 27H192L191 29H193ZM190 39L189 40H195L196 39V35L193 34V30H190V34L188 36ZM192 41V42H193ZM22 36H19L18 38H16L14 41H13V44H12V49H19L21 46H22ZM14 54L16 55L17 53L14 52ZM155 56H158V55H155ZM110 61V60H109ZM159 61V58H157V60L155 62L158 63ZM159 65V63H158ZM0 67L2 68V66L0 65ZM10 68V67H9ZM3 69V68H2ZM59 68H57L58 70ZM4 70V69H3ZM5 71V70H4ZM18 68L17 67H12L9 71V77L13 78L17 73H18ZM88 72L86 70H83V73H82V76L85 75V73ZM101 74H105V73H99V72H96L94 75H101ZM110 75V74H109ZM53 90V85L48 82L45 86H44V91H45V96H44V99H47L48 97H50V93L51 91ZM171 98V96L169 97ZM14 104L10 103V107H13ZM87 116V115H86ZM76 123V122H75ZM105 127V126H103ZM251 131V130H250ZM250 131H244L242 132V134H245L246 136H249L251 138L254 137V133L252 131H255V129H253L251 132ZM247 132H249L250 135L247 134ZM241 134V135H242ZM30 136H27L26 138H24L20 143H28L30 141ZM251 141V140H250ZM251 144L255 143L254 141H251L250 142ZM216 149V148H215ZM220 150V151H219ZM217 151L219 152H222V150L220 148L217 149ZM121 157L122 156H119L117 159H116V164L114 166V169L116 170L120 165H121ZM105 159V156H100L98 158L95 159L96 163H101L103 160ZM44 160H47V156H44ZM50 165L46 163V167L48 168ZM52 168V167H51ZM7 174V172H6ZM48 174V173H47ZM50 175V174H48ZM233 175V174H232ZM47 177V175L45 176ZM52 177V176H51ZM53 180H54V177H52ZM232 180L234 182V185L233 187L236 189V195L238 200H240L243 204V206H246V200H247V196H245L242 192V182H240L238 180V177L233 175L232 177ZM104 196H113L114 198L116 199H124L125 201H128L127 198H123L120 196V194L118 192H111L110 188L108 187L105 191H104ZM54 203V198L52 196H49V195H46L44 194L43 196H36L33 200H31V197L29 198L28 202L26 203V206L28 207L29 210H33L35 209L36 207H49L51 208V212H52V216L55 218V219H60L61 218V214L59 213V211L57 209H54L52 207ZM99 207H96L95 209H97ZM133 210H139V207L138 205L134 204L133 207H132ZM171 218V214L170 213H165L164 215V219L160 222V226L163 227L167 222H169ZM91 221V218H88L85 223L83 224V230L81 231V234L84 233L89 225ZM248 223L250 225L253 226V232H252V235H258L261 231H262V227L260 226V224L258 223V218H256V216L252 215V212L250 210V218L248 220ZM225 232L227 233H233L232 230H231V227H225ZM152 233V227L151 225H147L145 224L143 226V228L138 231L137 233H135L134 235V246H132V249H129L126 253H124L122 256H120L117 260H115V262L113 263H108V264H131L132 262L135 261V259L137 258V256H139V250L141 248V246L145 243H148L150 241V234ZM176 236H180L179 232L176 233ZM189 237H186V236H182L181 237V241L184 242L185 239H188ZM95 243V240L92 239L91 240V245H93ZM79 247V246H78ZM87 252L84 251L83 252V255H86ZM17 264H21V261L18 259L17 261ZM161 264H170L168 263L167 261H162ZM173 264H177V263H173Z\"/></svg>","mask_w":264,"mask_h":264},{"label":"clouds","instance_id":"clouds-1","mask_svg":"<svg viewBox=\"0 0 264 264\" xmlns=\"http://www.w3.org/2000/svg\"><path fill=\"white\" fill-rule=\"evenodd\" d=\"M112 136H115L113 133H110ZM111 142V141H110Z\"/></svg>","mask_w":264,"mask_h":264}]
</instances>
